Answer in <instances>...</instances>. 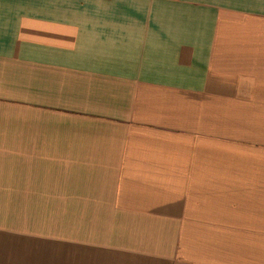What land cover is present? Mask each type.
<instances>
[{
	"label": "crops",
	"instance_id": "1",
	"mask_svg": "<svg viewBox=\"0 0 264 264\" xmlns=\"http://www.w3.org/2000/svg\"><path fill=\"white\" fill-rule=\"evenodd\" d=\"M0 173V264H264V0H0Z\"/></svg>",
	"mask_w": 264,
	"mask_h": 264
},
{
	"label": "rangeland",
	"instance_id": "2",
	"mask_svg": "<svg viewBox=\"0 0 264 264\" xmlns=\"http://www.w3.org/2000/svg\"><path fill=\"white\" fill-rule=\"evenodd\" d=\"M16 176H17V186L19 185L20 187L24 188L23 190H26L27 188L24 187V185H26L25 173H19V174L16 173ZM0 180H2V182H5V183L13 184L14 173H0ZM34 188H35V186H34ZM56 197H58V196L57 195L53 196L51 200H56ZM36 199H37L36 196L33 195V198L31 200H36Z\"/></svg>",
	"mask_w": 264,
	"mask_h": 264
}]
</instances>
